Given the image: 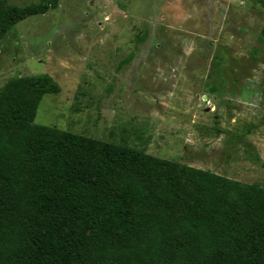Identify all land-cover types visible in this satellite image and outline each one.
Wrapping results in <instances>:
<instances>
[{
  "label": "rangeland",
  "instance_id": "obj_1",
  "mask_svg": "<svg viewBox=\"0 0 264 264\" xmlns=\"http://www.w3.org/2000/svg\"><path fill=\"white\" fill-rule=\"evenodd\" d=\"M40 74L36 125L264 189V0H59L0 41V89Z\"/></svg>",
  "mask_w": 264,
  "mask_h": 264
},
{
  "label": "trees",
  "instance_id": "obj_2",
  "mask_svg": "<svg viewBox=\"0 0 264 264\" xmlns=\"http://www.w3.org/2000/svg\"><path fill=\"white\" fill-rule=\"evenodd\" d=\"M58 2L0 0V41ZM56 91L0 89V264H264L263 188L36 125Z\"/></svg>",
  "mask_w": 264,
  "mask_h": 264
}]
</instances>
